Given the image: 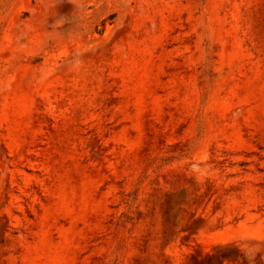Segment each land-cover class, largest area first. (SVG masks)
Returning <instances> with one entry per match:
<instances>
[{
	"label": "rangeland",
	"instance_id": "obj_1",
	"mask_svg": "<svg viewBox=\"0 0 264 264\" xmlns=\"http://www.w3.org/2000/svg\"><path fill=\"white\" fill-rule=\"evenodd\" d=\"M0 264H264V0H0Z\"/></svg>",
	"mask_w": 264,
	"mask_h": 264
}]
</instances>
